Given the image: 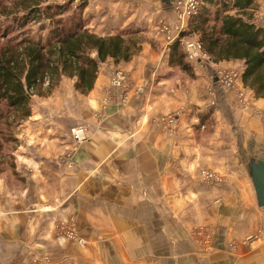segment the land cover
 Wrapping results in <instances>:
<instances>
[{
    "label": "crops",
    "instance_id": "0c3cea01",
    "mask_svg": "<svg viewBox=\"0 0 264 264\" xmlns=\"http://www.w3.org/2000/svg\"><path fill=\"white\" fill-rule=\"evenodd\" d=\"M171 9L162 3L159 16L176 26ZM263 10L256 0L254 17ZM145 34L164 44L156 27ZM140 47L129 62L101 63L88 95L63 79L49 99L32 97L20 134L30 141L15 151L19 174H0V264H264V206L250 176V165L264 161V99L248 89L244 106L205 70L238 67L242 75L244 62L191 63L195 76L183 79L166 46ZM119 68L133 94L105 108ZM168 116L174 132L160 120ZM81 124L88 136L74 149L69 129ZM205 169L223 182H204ZM72 221L76 239L60 227ZM197 229L212 236V252L199 246Z\"/></svg>",
    "mask_w": 264,
    "mask_h": 264
},
{
    "label": "trees",
    "instance_id": "16d2710c",
    "mask_svg": "<svg viewBox=\"0 0 264 264\" xmlns=\"http://www.w3.org/2000/svg\"><path fill=\"white\" fill-rule=\"evenodd\" d=\"M47 1L0 2V17L10 22L0 24V174L17 175V130L31 116L33 96L50 95L63 79L74 80L75 91L88 95L101 63L129 62L140 50L135 35L99 36L86 26L81 13L63 18L69 6H44ZM255 4L256 0H201L181 35L196 37L213 63L243 61V86L264 99V28L255 21ZM43 18L53 26L50 34L46 40H33L24 29ZM13 28L17 34L10 32ZM168 49L169 66L193 79L194 68L180 41ZM208 117L209 112L200 115L202 122Z\"/></svg>",
    "mask_w": 264,
    "mask_h": 264
},
{
    "label": "rangeland",
    "instance_id": "374dc122",
    "mask_svg": "<svg viewBox=\"0 0 264 264\" xmlns=\"http://www.w3.org/2000/svg\"><path fill=\"white\" fill-rule=\"evenodd\" d=\"M0 2H3L4 4L10 3L11 0H0ZM47 4L53 6V7H57V6H64L68 8H66V12L65 14L62 16L63 18H68V17H79V13L82 14V18L86 23V26H90V30L95 33L96 30H100V28H105V31L103 32V34H105V36H109V35H116V34H133L135 35V39L140 42V44H143L145 42L148 41V43H150L152 45V47L155 50H158L157 47H162V45L165 47H167V50H169V46L172 45L175 41L173 42H169V40L166 38L167 34L166 33H162L161 28L164 24H167V22H165V20H163L162 18H160L159 13L161 11V7H162V3L159 0H48L47 3L43 4L44 6H47ZM83 6V8H82ZM171 11H169L171 14L174 13L173 15L176 17L177 19V25H182L184 28H186L185 26V22H187V17L184 18H180L179 16V12L177 10H175L172 6H171ZM264 12V10H263ZM98 14L96 21H93L92 19L94 18V16L92 14ZM117 18V19H116ZM187 18V19H186ZM168 19V18H167ZM114 20H117L115 22L121 23L122 26H117V25H113ZM255 21H256V17H255ZM10 22L8 21H3V18L0 17V24H9ZM257 24L261 25L260 23L256 22ZM113 26V28H112ZM52 25L51 22L48 19L43 18L42 22L40 23H36L33 25H28L24 30H27L29 32H31V37L33 38V40H38L39 38H43L44 40H46L49 36V31L50 29H52ZM156 27L157 30L162 34L164 40L163 43H160V41L158 39H156L155 37H150L151 35L145 34L146 30H150V28ZM264 28V27H263ZM24 30L22 29L21 32H24ZM104 30V29H102ZM10 32H14L15 34H17V30L15 28H13ZM21 35V34H20ZM100 36V35H99ZM192 37V36H190ZM180 38L182 39H186L187 37L184 36H180ZM196 37L191 38L192 40L195 39ZM197 39V38H196ZM195 39V40H196ZM198 40V39H197ZM181 42V41H180ZM141 48V47H140ZM210 61H212L210 59ZM205 65L203 63V66H207L206 64L210 65L208 62L209 61H205ZM192 65V64H191ZM193 65H198L197 62L193 63ZM214 65V64H213ZM199 66V65H198ZM225 69V67H216L214 68V70L205 68V70H207L208 72L206 73V75L208 76V80L209 79H213L214 74L216 72V70H223ZM231 69L233 70H239L238 67H232ZM240 71V70H239ZM180 78H185L186 76L183 74L179 75ZM71 79H68V82ZM71 82V81H70ZM69 82V83H70ZM60 85L50 94V95H45V96H33L34 98L37 97L39 99H41L40 101H44L45 99H49V97H52L55 92L57 90H59ZM245 90H247L249 92V90L244 87ZM107 93H108V88H107V92L105 94V97L103 98V107L106 108L107 105L109 104H113V103H107L105 104V100L107 98ZM250 93V92H249ZM250 95V94H249ZM32 100V99H31ZM35 103V102H34ZM31 105V109L33 107V103H30ZM37 105V107L39 106V108H43L45 103L44 102H40L39 104H34ZM32 112V111H31ZM164 118H161V122H163ZM26 121V120H25ZM24 121L21 123V125L18 127L17 130V138L19 140V143L17 145V148L15 151H17L19 145L21 147V145L26 146L27 142L30 141V138L28 136H21V131L23 132V125ZM210 124V121H209ZM84 126L86 127V135L88 136V127L86 125H77L73 128L69 129V135L71 138V142L74 141V135L76 134L75 132H73V130ZM171 128H172V132H174V129L172 127L171 124ZM71 150V149H69ZM16 152H14L15 154ZM67 156H69V153L67 154ZM16 159V157H15ZM205 170H209L211 172H214L215 174H217L218 176H220V174H218V172L212 170V169H205ZM17 171V170H16ZM204 171V170H203ZM201 171V179L203 180V175ZM19 174V172H17ZM2 175H6L9 177V180H14L15 176L13 175H9L7 173L2 174ZM204 181V180H203ZM205 182V181H204ZM212 184V183H210ZM62 225H67L66 222L62 223L60 227H62ZM195 235L196 238L199 240V246H201V248H203V250L205 252H212L213 251V246H212V236L208 233L202 232V230H195ZM256 234H251L246 238V242H252L256 239ZM34 259H37L36 257H32L31 260H29L28 264H40V262H36L33 261ZM39 260V259H38ZM49 261L47 263L42 262L41 264H48Z\"/></svg>",
    "mask_w": 264,
    "mask_h": 264
},
{
    "label": "built area",
    "instance_id": "2783aa9c",
    "mask_svg": "<svg viewBox=\"0 0 264 264\" xmlns=\"http://www.w3.org/2000/svg\"><path fill=\"white\" fill-rule=\"evenodd\" d=\"M201 0H176L171 4V6L179 12L180 18L189 17L191 14H193ZM186 18V19H187ZM256 22L260 23V26L264 27V12H260L258 14V17H256ZM259 25V24H258ZM162 33H166V38L169 40V42H173L175 40L181 41L180 44L182 46V49L186 55V60L190 63H202L205 61H210V56L207 55L201 47L200 42L196 39H191L193 37H187L186 39H181V34L185 31V28L182 25H176V26H170L169 24H164L161 28ZM130 76L122 69H116L114 70L113 74L110 77L109 81V88L107 93V98L105 100V104L107 103H116L120 105H126L131 95L133 94V84ZM241 77V72L239 70H233L231 68H225L223 70H216L214 73V79L217 80V83L226 91L234 92L239 102L246 106L248 104L249 100V92L245 90L244 88L240 87L238 84V81ZM140 88L136 90V93H138ZM209 92H213V90H209ZM175 117L174 116H168L164 117L163 123L166 125L167 129L169 131H173L171 128L170 123H173ZM86 127L81 126L73 132L76 134L74 135V149H76L83 141L87 139L86 133ZM71 154V152H70ZM69 154V157H70ZM203 180L207 183L212 184H219L223 182V178L221 176H218L214 172H211L209 170H204L202 172ZM67 226V225H66ZM65 225H62L61 231L65 233V235L75 238V229L73 226L70 228H64ZM33 261L47 263L49 261L48 257H42V259H34Z\"/></svg>",
    "mask_w": 264,
    "mask_h": 264
},
{
    "label": "water",
    "instance_id": "95a60500",
    "mask_svg": "<svg viewBox=\"0 0 264 264\" xmlns=\"http://www.w3.org/2000/svg\"><path fill=\"white\" fill-rule=\"evenodd\" d=\"M161 3L171 5L176 0H159ZM250 176L255 188L258 205L264 206V161L258 160L250 165Z\"/></svg>",
    "mask_w": 264,
    "mask_h": 264
}]
</instances>
